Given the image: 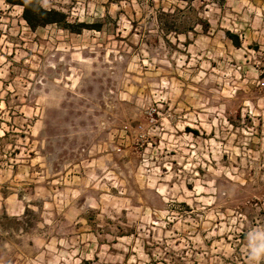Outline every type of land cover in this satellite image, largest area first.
<instances>
[{
  "label": "rangeland",
  "instance_id": "1",
  "mask_svg": "<svg viewBox=\"0 0 264 264\" xmlns=\"http://www.w3.org/2000/svg\"><path fill=\"white\" fill-rule=\"evenodd\" d=\"M37 1L0 0V264H264V0Z\"/></svg>",
  "mask_w": 264,
  "mask_h": 264
},
{
  "label": "trees",
  "instance_id": "2",
  "mask_svg": "<svg viewBox=\"0 0 264 264\" xmlns=\"http://www.w3.org/2000/svg\"><path fill=\"white\" fill-rule=\"evenodd\" d=\"M31 1L33 4V9L36 15L38 16H48V15H57L56 11L54 10H45L43 8L40 7V5L38 4L37 0H9V2L11 3H18L21 4L23 6V14L25 19L29 22L30 19L27 17V13H28V2ZM63 20V16H61L60 19H58V21ZM237 44V43H236Z\"/></svg>",
  "mask_w": 264,
  "mask_h": 264
},
{
  "label": "clouds",
  "instance_id": "3",
  "mask_svg": "<svg viewBox=\"0 0 264 264\" xmlns=\"http://www.w3.org/2000/svg\"><path fill=\"white\" fill-rule=\"evenodd\" d=\"M257 255L256 250H253V256Z\"/></svg>",
  "mask_w": 264,
  "mask_h": 264
}]
</instances>
